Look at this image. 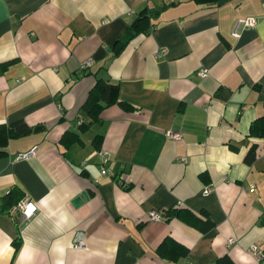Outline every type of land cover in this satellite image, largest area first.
Instances as JSON below:
<instances>
[{"label":"crops","instance_id":"1","mask_svg":"<svg viewBox=\"0 0 264 264\" xmlns=\"http://www.w3.org/2000/svg\"><path fill=\"white\" fill-rule=\"evenodd\" d=\"M100 69L129 107L92 120ZM260 115L264 0H0V198L19 186L37 207L28 219L0 208V264H264L250 252L264 250V138L247 136ZM16 120L28 130L12 137ZM67 131L78 140L63 144ZM165 237L187 253L160 257Z\"/></svg>","mask_w":264,"mask_h":264},{"label":"trees","instance_id":"2","mask_svg":"<svg viewBox=\"0 0 264 264\" xmlns=\"http://www.w3.org/2000/svg\"><path fill=\"white\" fill-rule=\"evenodd\" d=\"M196 1H203V0H196ZM144 10L141 11L140 17L137 19V23L139 20L144 17L143 14ZM245 18V17H244ZM134 26V27H135ZM131 27V30L134 28ZM126 40V39H125ZM119 41V40H118ZM6 63L1 64V66H4ZM113 89L116 90V86L109 84L103 80H96L95 85L91 88V90L88 93L87 99L83 105V110L85 113L92 119L96 120L98 118L100 110L111 103H118L124 108H128V104L125 103L123 100H119L118 97H115V99L111 98V94ZM87 127L86 124H81L80 128L82 130H85ZM9 136L16 137L24 132H26L27 125L23 120H16L15 122L11 123L9 126ZM248 137H254V138H264V115L257 116L253 121L250 123L248 128ZM78 140V134L74 133L73 131H67L63 134L61 138V142L63 144H69L70 142ZM256 144L252 143L247 151L245 152L243 156V162L250 165L255 160V149ZM24 197V194L22 190L19 188V186H14L11 188L7 194L2 196L0 198V208L8 209L14 206L20 199ZM178 208L174 210L175 214L180 217L181 211H177ZM187 212V211H186ZM190 212V213H189ZM187 212L188 218L192 220L195 225L200 227V230H206L211 227V222L209 219L206 220H199L197 222V215L195 216L191 211ZM162 215L165 217V212H162ZM13 244L15 249L19 246L20 242L19 239H14ZM156 253L166 259L170 260H176L177 258L184 256L187 253V248L182 245L181 243L173 240L172 238L165 237L160 244L158 245L156 249ZM264 263V261H260ZM214 264H232V262L229 261L227 257H219L215 261Z\"/></svg>","mask_w":264,"mask_h":264},{"label":"built area","instance_id":"3","mask_svg":"<svg viewBox=\"0 0 264 264\" xmlns=\"http://www.w3.org/2000/svg\"><path fill=\"white\" fill-rule=\"evenodd\" d=\"M256 18L255 17H245V18H240L236 22L233 35L234 36H239V29L242 27H254L256 25ZM91 65V60H87L81 67L85 69L87 66ZM199 76L205 77L208 73L207 70L205 69H200L198 71ZM166 137L172 139V140H179L182 137V134L180 132L176 131H171V130H166L165 131ZM36 152V147L30 148L28 151L23 152V153H18L15 155V159H24V158H29L33 156ZM104 151L100 153V155L103 158V162L105 163L106 157H104ZM182 161H186L185 157L180 158ZM101 173L106 174L107 171L105 168H101ZM212 190L210 185H206L203 189L204 194H208ZM13 211L19 212L20 215L22 216L23 219H28L30 216L34 214V212L37 210V207L35 204H33L29 199L23 197L20 199L13 207ZM148 220L151 222H157L163 220L164 216L162 215L161 211L158 210H150L147 214ZM232 239H228V243H231ZM85 245L84 238L80 235H77L74 238V243L73 246L75 248H81ZM250 252L251 254L258 260V261H264V250H262L258 245L253 244L250 247ZM189 264V263H187Z\"/></svg>","mask_w":264,"mask_h":264},{"label":"water","instance_id":"4","mask_svg":"<svg viewBox=\"0 0 264 264\" xmlns=\"http://www.w3.org/2000/svg\"><path fill=\"white\" fill-rule=\"evenodd\" d=\"M134 23H135V22H134ZM134 23H133V24H134ZM96 78H97V79H105V80H106V79L108 78L106 71L103 70V69H100V70L97 72V74H96ZM81 195H82L83 198H86V193H85V192H82ZM82 197H81V196H77V197L72 201L73 205L76 206V205L80 204V203L82 202Z\"/></svg>","mask_w":264,"mask_h":264},{"label":"rangeland","instance_id":"5","mask_svg":"<svg viewBox=\"0 0 264 264\" xmlns=\"http://www.w3.org/2000/svg\"><path fill=\"white\" fill-rule=\"evenodd\" d=\"M89 134V132L87 133V135Z\"/></svg>","mask_w":264,"mask_h":264}]
</instances>
